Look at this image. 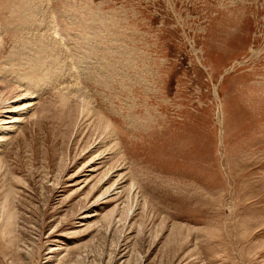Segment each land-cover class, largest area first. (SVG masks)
<instances>
[{
    "label": "rangeland",
    "instance_id": "obj_1",
    "mask_svg": "<svg viewBox=\"0 0 264 264\" xmlns=\"http://www.w3.org/2000/svg\"><path fill=\"white\" fill-rule=\"evenodd\" d=\"M0 264H264V0H0Z\"/></svg>",
    "mask_w": 264,
    "mask_h": 264
},
{
    "label": "bare ground",
    "instance_id": "obj_2",
    "mask_svg": "<svg viewBox=\"0 0 264 264\" xmlns=\"http://www.w3.org/2000/svg\"><path fill=\"white\" fill-rule=\"evenodd\" d=\"M36 57V56H35ZM17 75V74H16ZM19 79H21V76H20V73L17 75V77H15V79H14V81L16 80V81H18ZM100 83V82H99ZM16 84V83H15ZM25 85V84H24ZM26 91L27 92H29L30 90H29V88L27 89L26 88ZM32 94H34V93H31V95ZM74 93L73 92H70V95H73ZM31 95H25V97L26 98H28V97H31ZM80 96V95H79ZM80 101H81V103H82V106H85V99H81V96H80ZM33 106V104L31 103V102H26V103H23V104H21V105H19L18 107H16L15 109H14V107H12L14 110H12V112H14L15 114L16 113H18V114H16V115H14V116H11V118L10 119H6V120H4V121H2V126L4 125V126H8V127H5V128H9V124H15V123H17V122H19L21 119H20V115L21 114H19V113H22V112H24V111H26V110H28L29 108H31ZM12 127V126H11Z\"/></svg>",
    "mask_w": 264,
    "mask_h": 264
}]
</instances>
